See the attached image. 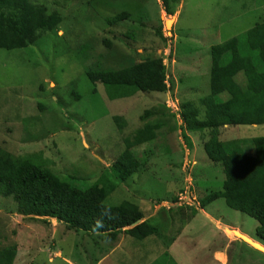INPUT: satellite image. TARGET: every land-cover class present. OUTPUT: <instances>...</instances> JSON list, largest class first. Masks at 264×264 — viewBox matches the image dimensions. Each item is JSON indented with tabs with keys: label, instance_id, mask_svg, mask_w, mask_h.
Segmentation results:
<instances>
[{
	"label": "rangeland",
	"instance_id": "1",
	"mask_svg": "<svg viewBox=\"0 0 264 264\" xmlns=\"http://www.w3.org/2000/svg\"><path fill=\"white\" fill-rule=\"evenodd\" d=\"M39 1L64 23L38 45L0 50V154L33 155L59 176L76 173L82 190L111 175L126 150L114 117L123 118L127 136L141 128L145 111L178 112L183 102L207 96L212 47L264 22V0H180L170 3L174 14L163 0ZM124 12L132 17L107 25V19ZM159 56L168 69L167 94L110 102L98 86L93 95L89 70L118 71ZM75 94L82 95L80 103ZM177 117L169 119L168 135L133 151L141 172L119 184L106 202L137 203L162 229V240H173L169 249L157 236L144 241L125 237L101 249L95 236L56 221L19 216L16 199L0 195V251L16 246L14 264H154L165 253L176 264H264L263 253L226 232L264 247L258 221L231 210L224 200L200 209L201 198L221 190L225 176L221 165L208 159L201 136L184 133ZM260 137L264 126H242L223 129L220 139ZM177 196L180 203L170 204ZM182 205L198 208L190 224L185 210L177 212Z\"/></svg>",
	"mask_w": 264,
	"mask_h": 264
},
{
	"label": "trees",
	"instance_id": "2",
	"mask_svg": "<svg viewBox=\"0 0 264 264\" xmlns=\"http://www.w3.org/2000/svg\"><path fill=\"white\" fill-rule=\"evenodd\" d=\"M163 1L169 14L175 13L170 3H180V0ZM131 17L124 12L106 21L112 27ZM63 23L57 11L39 0H0V50H24L38 45L55 36ZM159 36L163 38L162 34ZM210 54L207 96L196 102H183L178 112L169 108L165 114L156 108L154 112L147 110L140 119L141 128L127 136L123 118H113L126 150L117 158L111 175L82 190L76 185L79 181L76 173L59 176L33 155L16 159L0 154V195L16 199L19 216L56 221L73 232L95 236L101 241L98 246L125 237L144 241L157 236L162 240V229L152 224L150 215L143 214L137 203L106 202L119 184L141 172L143 165L133 151L168 135L169 119L174 121L179 116L180 129L201 136L208 159L213 165H221L225 176L221 190L208 192L201 198L200 209L224 200L231 210L258 221L257 237L264 245V137L229 142L220 139L225 128L264 126V22L212 47ZM167 71L164 58L159 56L118 71L89 70L87 79L94 88L93 95L101 86L108 101L115 102L139 95L167 94ZM75 98L78 103L83 100L80 94H75ZM252 150L254 155L250 153ZM171 203H180L178 196ZM178 210H185L188 224L199 213L193 205H182ZM162 241L168 249L173 244V240ZM17 254L16 246L1 250L0 264H14ZM154 264L176 263L165 253Z\"/></svg>",
	"mask_w": 264,
	"mask_h": 264
},
{
	"label": "bare ground",
	"instance_id": "3",
	"mask_svg": "<svg viewBox=\"0 0 264 264\" xmlns=\"http://www.w3.org/2000/svg\"><path fill=\"white\" fill-rule=\"evenodd\" d=\"M171 28H172V24L169 23V24L167 25V29L171 30ZM226 232H227V233H231V234H233V236L236 237L237 239H239V238L244 239V241H245L246 243L252 245V246L254 247V249L258 250L259 252H260V251L264 252V247H263V246H261L260 244H256V243H254L253 241H251V240H250L249 238H247L246 236H244V235H242V234H240V233H238V232H235V231H234V232H230V231L227 230Z\"/></svg>",
	"mask_w": 264,
	"mask_h": 264
},
{
	"label": "water",
	"instance_id": "4",
	"mask_svg": "<svg viewBox=\"0 0 264 264\" xmlns=\"http://www.w3.org/2000/svg\"><path fill=\"white\" fill-rule=\"evenodd\" d=\"M241 241H243L244 243H246L245 241H244V239H242V238H239ZM246 244H248V243H246ZM249 246H251L252 248H254L252 245H250V244H248ZM256 250V249H255ZM258 251V250H257ZM261 253H263L264 254V252H262V251H260Z\"/></svg>",
	"mask_w": 264,
	"mask_h": 264
},
{
	"label": "crops",
	"instance_id": "5",
	"mask_svg": "<svg viewBox=\"0 0 264 264\" xmlns=\"http://www.w3.org/2000/svg\"><path fill=\"white\" fill-rule=\"evenodd\" d=\"M212 220V218H210ZM249 237V236H248ZM73 264V263H72Z\"/></svg>",
	"mask_w": 264,
	"mask_h": 264
},
{
	"label": "built area",
	"instance_id": "6",
	"mask_svg": "<svg viewBox=\"0 0 264 264\" xmlns=\"http://www.w3.org/2000/svg\"><path fill=\"white\" fill-rule=\"evenodd\" d=\"M175 110V109H174ZM175 111H177V110H175Z\"/></svg>",
	"mask_w": 264,
	"mask_h": 264
}]
</instances>
